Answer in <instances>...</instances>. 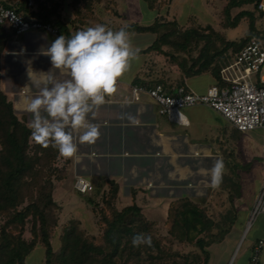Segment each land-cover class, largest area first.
<instances>
[{
  "label": "trees",
  "instance_id": "obj_1",
  "mask_svg": "<svg viewBox=\"0 0 264 264\" xmlns=\"http://www.w3.org/2000/svg\"><path fill=\"white\" fill-rule=\"evenodd\" d=\"M143 1L155 12L151 23L129 22L117 30L126 26L128 32H150L153 41L147 48L139 49V53L165 56L181 75L172 81L159 76L142 84L160 83L171 92L174 85L183 84V76L209 71L216 84L224 86L228 81L222 71L234 61L242 46L252 36L263 38L264 43V36L255 25L264 15L258 8L262 0H227L222 6L220 14L226 29L236 27L242 19L248 21L247 30L239 40L227 39L225 33L210 24L202 25L192 14L187 16L193 22L191 26H184L175 17L165 19L160 12L172 0ZM101 2L110 13L120 15L116 0H34L31 10L26 8L25 0H11L10 7L25 17L49 22L59 34L70 36L71 29L85 27L95 16V4ZM67 5L73 14L68 22L62 17ZM243 5L251 6L231 14L232 9ZM15 35L10 26L0 24V63L7 40ZM139 83L138 80L132 84ZM70 164L71 159L60 156L51 145L44 148L31 138L30 127L16 115L0 84V264H27V255L37 245L44 249L45 264H127L128 261L130 264H207L211 243L220 241L235 222L232 214L225 227L224 221L215 220L205 208L187 197L177 198L167 207L164 224L170 241L163 244L162 238L156 236L155 221L146 218L135 201L116 205L118 185L107 181V188L96 198L85 197L91 204L98 233H87L79 228L78 221L70 219L62 226L59 247L54 249L51 238L61 210L54 193L58 183L67 177ZM26 230L30 234L28 238ZM140 233L151 236V246H133V236ZM172 241L195 246L196 250H173Z\"/></svg>",
  "mask_w": 264,
  "mask_h": 264
},
{
  "label": "crops",
  "instance_id": "obj_2",
  "mask_svg": "<svg viewBox=\"0 0 264 264\" xmlns=\"http://www.w3.org/2000/svg\"><path fill=\"white\" fill-rule=\"evenodd\" d=\"M98 4L94 7L95 16ZM62 17L66 22L72 19V10L68 5ZM90 20L85 27L71 30L74 33L92 26ZM55 39L39 30L16 34L7 40L1 54V88L12 101L16 115L28 126L32 120L28 104L39 94L40 88L50 86L46 81L47 73L50 71L58 81L70 78L67 70L52 68L50 57L44 54ZM153 54L149 55L146 67L147 60L143 59L138 75L148 74L146 80L162 76L168 81L181 75L178 68L170 73L163 71L158 61L153 60ZM182 81L186 89L197 93H204L216 84L209 71L183 76ZM132 83L124 75L119 80L117 93L106 97V103L89 114V122L100 126V136L95 143H79L80 131L74 132L78 151L71 157L72 165L68 171L73 180L79 175L85 177L93 185L96 195L107 188V181H114L118 185V198H121L122 192L127 193V202H137L144 213L147 211L144 206L164 204L167 208L169 203L181 197L195 202V197L207 195L208 190L217 192L215 198L222 199L224 193L221 194L220 190L230 195L225 190L229 186L237 189V210L233 213L241 210L239 213H243L242 220H245L264 178V129L257 127L239 131L203 104L183 109L186 124L168 121L158 114L156 103L146 93H141L137 99L131 98L129 84ZM123 113H130L138 122L131 124L127 119H121ZM218 159H223L225 163L223 177L229 181L236 176L239 183L225 186L222 182L221 189L210 187V170ZM247 184L252 185L249 188L251 194L243 201ZM260 239H264V214L261 213L243 258L237 264H249L253 248ZM236 240L237 237L220 259H215L218 250H210L209 247L207 264H231L238 249V242L235 247ZM263 251L264 246L261 257L264 256Z\"/></svg>",
  "mask_w": 264,
  "mask_h": 264
},
{
  "label": "clouds",
  "instance_id": "obj_3",
  "mask_svg": "<svg viewBox=\"0 0 264 264\" xmlns=\"http://www.w3.org/2000/svg\"><path fill=\"white\" fill-rule=\"evenodd\" d=\"M139 51L132 46L126 26L113 30L95 24L70 36H58L44 54L50 57L52 68L67 70L70 78L58 81L50 71L47 73L50 86L40 88L27 108L32 114L31 138L44 148L51 145L65 158L78 151L74 132L80 131L79 143H95L100 126L89 122L88 116L106 103V97L117 93L118 81L129 71L131 62L139 58ZM121 119L131 124L138 122L130 113H123ZM210 173V187L219 188L225 173L223 159L215 161ZM132 244L151 246L152 238L136 234Z\"/></svg>",
  "mask_w": 264,
  "mask_h": 264
},
{
  "label": "rangeland",
  "instance_id": "obj_4",
  "mask_svg": "<svg viewBox=\"0 0 264 264\" xmlns=\"http://www.w3.org/2000/svg\"><path fill=\"white\" fill-rule=\"evenodd\" d=\"M227 0H172L169 5H166L162 8L160 14L165 19H171L172 17H175L179 22H182L184 26H191L193 25V22L190 20H187V16L189 14L194 15L197 17L198 21L202 23V25L210 24L212 27H214L216 30L221 31L226 34L227 39H233V40H239L243 37L244 33L247 30L248 27V21L245 19H242L240 23L234 27V28H225L223 24V17L221 16V9L222 6L226 3ZM264 1V0H263ZM8 2H11V0H8ZM251 5H243L240 7H235L232 9L231 14H235L242 8L250 7ZM116 9L118 12H120L121 15H114L110 13L109 11H106L103 8V3L97 5L96 8V16L95 18H92L90 20V25L100 24L101 22H104L105 25L110 26L113 28V30L119 28L120 26H123L129 22H138L139 24H149L154 18L155 12L152 9H149L147 7V4L143 0H117ZM102 23V24H104ZM256 28L258 29V32L260 35L264 36V15L262 16L259 21L255 22ZM34 31V30H31ZM130 33V39L132 46L134 48H138L140 50H143L147 48V46L153 41V35L150 32H136V31H129ZM50 35V34H49ZM260 42L262 45L264 43L262 42L263 38H260ZM149 55L151 56L152 53H139V58L131 62V66L129 68V71L125 74L126 77L131 79L133 82L139 80V84H142V82H145V76H142V74L138 75L137 71L140 70L141 62L143 59H145L146 65L149 64ZM153 60L158 61L159 65H161L162 70L166 71V73H170L173 69L176 70L177 67L175 65H172L168 62L167 58L161 54H153ZM164 68V69H163ZM145 69V68H144ZM142 69V70H144ZM141 70V71H142ZM238 70L235 67H228L222 71V76L225 79H231L237 75ZM264 73V69H263ZM251 78L255 79V75L252 74ZM226 85H229V83L225 82ZM71 159V158H70ZM63 162V159L59 161L58 165H61ZM72 165V159L71 164L68 165V170ZM80 176V175H79ZM252 178V177H251ZM73 176L72 174L68 173L65 180L62 182H59L54 193V198L58 203L61 204V210L58 213L59 217V223L54 229V234L51 238V243L54 247V249H57L59 247V235L62 230V226L67 223L70 219H73L75 221H78V226L80 229H83L87 233L91 234H97L99 231V227L96 224L94 220V215L92 212L91 204L87 201L85 197L87 196H93L96 198L98 195H96L95 191L91 190L85 194H80L79 192L75 191L73 184H74ZM223 184L225 186L231 185V184H237L240 182L239 178L236 176L233 179H230L227 181L226 177H223ZM253 182V181H250ZM252 187V185L247 184L246 189V195L242 199L245 201L250 196V190L249 188ZM94 188V187H93ZM221 189V188H218ZM227 193H230V196L227 195L222 189L220 190L221 194L224 193V196H222V199H217L215 196L216 193L211 192L208 190L207 195H201L198 197H195L196 201L195 203L199 206L205 208L208 215L212 216L215 220H219L220 222L224 221L225 224L228 227V219L231 218L232 214L235 215L236 219L234 224L230 227L227 231L224 232V237L222 239L220 238V241L212 242L210 245V250H218L220 254L217 251V255L215 256V259H220V255H222L228 246L234 241V239L237 237L235 247L237 242H239L241 235L243 231H245V227L247 225V221L250 216V212L247 215V218L245 220H242L243 213H239L241 210H239L237 213H233V211L237 210L235 207L236 202V196L237 195V189L235 188H229V186L225 189ZM216 194V195H215ZM219 194V192H218ZM259 192H257L258 196ZM127 193L122 192L120 195V199L117 201L116 205L122 206L124 204H127ZM208 198V200H207ZM257 198V197H256ZM166 205L159 204L157 205H147L144 206L147 208L146 213L143 212L144 216L148 218H153L151 220L155 221V230L158 232L156 233V236L159 238H162V243L168 244L170 241V238L167 234V226L164 224V218L166 217ZM234 206V207H233ZM228 208H230L231 212H228ZM223 217V218H222ZM258 217L259 214H256L250 223L249 228L246 230L244 237L242 238V241L240 242L236 255L234 259L232 260L231 264H237L238 261H240L241 258H243V255L246 251V245L250 239V236L252 235L253 230L257 228L258 223ZM149 219V218H148ZM223 219V220H222ZM241 224V226H240ZM241 233H239L240 231ZM238 234V236H236ZM29 231H25V237H29ZM172 249L173 250H179L182 252L190 251V250H196L195 246L191 245H184L182 243H178L177 241H172ZM264 252V251H263ZM219 256V257H218ZM203 257V256H202ZM25 262L27 264H45L44 263V249L42 246L37 245L26 257ZM131 261L127 264H130Z\"/></svg>",
  "mask_w": 264,
  "mask_h": 264
},
{
  "label": "built area",
  "instance_id": "obj_5",
  "mask_svg": "<svg viewBox=\"0 0 264 264\" xmlns=\"http://www.w3.org/2000/svg\"><path fill=\"white\" fill-rule=\"evenodd\" d=\"M25 5L31 10L34 7V0H25ZM258 8L264 11L263 0ZM0 24L10 26L15 34L39 30L56 38L61 35L53 24L17 13L10 7L8 0H0ZM228 67H235L238 70L237 75L228 81L229 85H211L204 93L188 90L185 84L172 87L171 92L160 83L154 86L129 84L131 98L137 99L141 93H146L156 103L159 115L178 124L187 123L183 114L184 108L203 104L219 113L239 131L257 127L264 129V46L259 38L252 36L235 54L234 61ZM252 74L256 80L251 78ZM73 185L74 189L82 194L93 190L91 182L83 176H77ZM259 213L264 214V178L250 212L246 230L252 218ZM263 246L264 239L257 241L249 264H264V256L260 255Z\"/></svg>",
  "mask_w": 264,
  "mask_h": 264
},
{
  "label": "water",
  "instance_id": "obj_6",
  "mask_svg": "<svg viewBox=\"0 0 264 264\" xmlns=\"http://www.w3.org/2000/svg\"><path fill=\"white\" fill-rule=\"evenodd\" d=\"M245 232H246V229H245V231L243 232V234H242V236H241V238H240V240H239V242H238L237 248H238V246H239L240 242L242 241V238L244 237V235H245Z\"/></svg>",
  "mask_w": 264,
  "mask_h": 264
}]
</instances>
